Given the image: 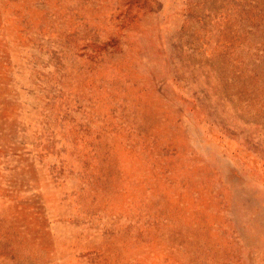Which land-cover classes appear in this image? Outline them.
<instances>
[{"label": "rangeland", "instance_id": "obj_1", "mask_svg": "<svg viewBox=\"0 0 264 264\" xmlns=\"http://www.w3.org/2000/svg\"><path fill=\"white\" fill-rule=\"evenodd\" d=\"M0 264H264V0H0Z\"/></svg>", "mask_w": 264, "mask_h": 264}]
</instances>
